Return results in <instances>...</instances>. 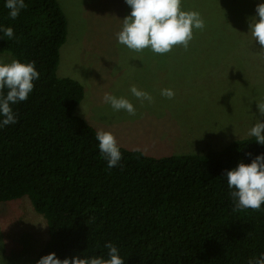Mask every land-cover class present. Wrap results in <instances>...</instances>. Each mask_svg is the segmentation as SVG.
<instances>
[{
    "label": "trees",
    "instance_id": "16d2710c",
    "mask_svg": "<svg viewBox=\"0 0 264 264\" xmlns=\"http://www.w3.org/2000/svg\"><path fill=\"white\" fill-rule=\"evenodd\" d=\"M25 3L12 20L0 0V25L15 34L0 39V53L34 61L41 74L29 98L12 105L17 123L0 129V202L26 196L45 218L49 240L37 259H107L106 242L125 264H248L264 253V205L235 209L222 177L264 146L250 136L206 153L153 157L119 145L120 164L108 168L97 130L74 114L82 84L56 74L63 10L57 0Z\"/></svg>",
    "mask_w": 264,
    "mask_h": 264
},
{
    "label": "rangeland",
    "instance_id": "374dc122",
    "mask_svg": "<svg viewBox=\"0 0 264 264\" xmlns=\"http://www.w3.org/2000/svg\"><path fill=\"white\" fill-rule=\"evenodd\" d=\"M67 18L59 49L58 77L84 88L74 114L97 131L111 132L118 145L153 157L219 150L247 133L264 107V49L248 22L260 0H182L205 27L193 30L188 47L163 55L119 45L116 33L129 13L124 0H57ZM249 31V32H248ZM10 63V53H0ZM132 86L152 100H136ZM171 89L169 99L161 95ZM105 93L129 99L137 116L113 112ZM263 133V132H262ZM49 240L45 218L22 196L0 202V258L5 264H36Z\"/></svg>",
    "mask_w": 264,
    "mask_h": 264
},
{
    "label": "clouds",
    "instance_id": "9594fccd",
    "mask_svg": "<svg viewBox=\"0 0 264 264\" xmlns=\"http://www.w3.org/2000/svg\"><path fill=\"white\" fill-rule=\"evenodd\" d=\"M129 7V13L121 20V29L116 33L119 45L132 51L148 49L155 54L163 55L170 52L174 46L188 47L193 39V30L205 27L201 14L197 11H185L182 0H124ZM4 6L9 10L8 16L15 20L26 8L25 0H5ZM253 41L264 49V0H260L255 9V15L248 22ZM248 31V32H249ZM0 39L4 36L15 39L12 27L0 25ZM40 72L35 62H21L13 59L10 63L0 60V129L17 123V114L12 105L26 101L33 92L34 81L40 79ZM131 95L141 103L151 101V95L135 86L130 88ZM161 95L171 99L174 92L163 89ZM104 103L113 112H126L130 117H136L137 111L133 103L125 98L105 93ZM264 116V107L259 109ZM264 121L257 119L248 130V135L264 146ZM100 156L106 161L108 168L120 164L122 153L115 136L103 129L96 132ZM251 156V154H247ZM227 181L230 196L235 209L259 210L264 205V153L256 155L250 163L240 161L226 170L222 176ZM3 242H0L2 244ZM107 251V259L100 256H73L63 260L49 253L41 257L36 264H125V259L119 254L118 248L112 242L103 245ZM0 264H5L0 258ZM248 264H264V253L253 257Z\"/></svg>",
    "mask_w": 264,
    "mask_h": 264
}]
</instances>
